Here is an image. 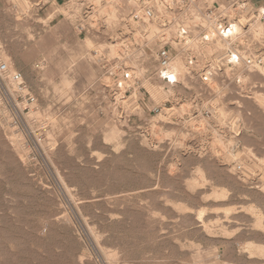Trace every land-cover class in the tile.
Here are the masks:
<instances>
[{"label":"rangeland","instance_id":"rangeland-1","mask_svg":"<svg viewBox=\"0 0 264 264\" xmlns=\"http://www.w3.org/2000/svg\"><path fill=\"white\" fill-rule=\"evenodd\" d=\"M243 4L264 9L155 7L172 67L190 58L176 29L199 45L209 9L238 21ZM138 5L0 0V61L35 99L0 81V264H264V19L261 33L242 23L260 66L221 68L205 48L198 75L166 86L159 22L133 23ZM211 65L216 77L199 76Z\"/></svg>","mask_w":264,"mask_h":264},{"label":"built area","instance_id":"built-area-1","mask_svg":"<svg viewBox=\"0 0 264 264\" xmlns=\"http://www.w3.org/2000/svg\"><path fill=\"white\" fill-rule=\"evenodd\" d=\"M162 1L167 5V8L168 7L171 8V6L172 8H175L177 7L178 4H180V2L184 0H162ZM239 8L242 11H244L241 12L243 13L241 17H244V19L238 21L228 20L226 16H228L229 14L225 13L226 10L219 11L218 8L209 9L206 13L205 19L211 21L213 25L208 24L209 28H211L210 33L208 31L206 32V34H202V35L200 34L198 40H200L201 42L202 41L207 42L208 40L207 38H205L207 35L210 38L211 42H214L216 38L226 39L228 42H230L231 44L229 45V48H226L223 52V55L220 57L223 61L227 62L226 66L235 65V67H241V68H244L243 66H249V67L260 66L263 63V59L260 57L252 56L249 53L248 45L245 44L246 42L243 43L245 37L241 39V42L236 40L233 42L231 41V39L233 38L234 40L236 36L231 33L232 30L231 23L240 22L241 25H243V28H245L246 26L242 24L244 21L248 19V21L246 22L247 25L249 23H252L257 18L254 15L256 12H250V10H248L244 4L239 5ZM259 15L260 14L258 12V16ZM260 16H261L260 19L261 21L262 19H264L263 18L264 16L263 17L262 15ZM130 19L135 24L136 23L140 24L144 21L152 22L154 20H157L159 22L158 28L160 27V32H161L159 33L161 47L156 52V61L158 63V77L162 81V83L165 84L166 86L182 85L181 84L182 80L179 78V75L175 74L171 68V60H172V52L170 49L171 38H168L166 36L164 32L165 26L164 25L162 26V24H164L165 22L162 20V18H160L159 14H156V10L153 7V5L151 3H148L146 5L141 6L138 10L131 13ZM78 27L81 31L85 29L80 25ZM195 29L198 28L195 27ZM244 30L246 31L247 28ZM176 31H177L176 32L177 35L175 40L177 41V43H179L180 46H182L183 44L187 45L188 42L193 39L191 38L192 29L189 27H179L178 29H176ZM183 54L184 55L186 54L187 56L190 57L187 61V68L189 72L187 76L191 75L192 73L193 75H198L199 73L196 74L195 71L197 67L196 63L201 61L200 58L201 56L197 55L198 53L196 55H193L192 51L189 49L183 52ZM232 61H234V63H232ZM210 67L211 66H205L202 71L203 74H201V76L205 75L208 71H210L211 70ZM209 75L211 77L213 73L210 72ZM1 80H6L10 82L12 85H14L17 88V90L23 94L26 105L28 104L32 105L33 103H35V99L31 95H29V93H24L27 91L26 88H24L25 86L22 79V75L14 68H10L3 61H0V81ZM236 83L237 84L240 83L239 80H236ZM239 170L241 169L239 168Z\"/></svg>","mask_w":264,"mask_h":264},{"label":"bare ground","instance_id":"bare-ground-1","mask_svg":"<svg viewBox=\"0 0 264 264\" xmlns=\"http://www.w3.org/2000/svg\"><path fill=\"white\" fill-rule=\"evenodd\" d=\"M135 3H137V4H139L138 6H137V8L136 9H139L141 6H143V5H146V4H148V3H151L152 5H153V7L155 8V7H157V8H159V7H161V3H163V1L162 0H133ZM141 4V5H140ZM22 6V5H21ZM166 7H167V5H166ZM172 7V6H171ZM156 8V9H157ZM155 9V10H156ZM161 9V8H160ZM159 9V12H161V10H163V9H161L160 10ZM158 10V9H157ZM157 10H156V14H158V12H157ZM259 12V14L260 15H262V17L264 16V9L262 10V11H258ZM225 13H228L227 12V10H226V12ZM258 16L257 18H256V20H254L252 23H251V25H250V30H251V32H254V33H257L258 31L257 30H259V32L258 33H261L262 32V28L261 27H258V25L260 26L261 25V21H260V19H261V16ZM93 16V15H92ZM118 18H121V17H118ZM264 18V17H263ZM114 19V21L116 20L115 18H114V16H113V14H110V16H109V22H112V20ZM121 21V20H120ZM147 22H149V21H144V22H142L143 24H146ZM208 22V24H210V25H213V23L211 22V21H208V20H206L205 18L204 19H202V24H206ZM150 23V22H149ZM152 23V22H151ZM148 24V23H147ZM187 24V23H186ZM190 24V23H189ZM149 25V24H148ZM231 25H232V30H231V33L232 34H234V35H236L235 36V39L233 40V38L231 39V41L233 42V41H240L241 42V39H243L244 37H245V35H246V31L244 30V28H243V25H241V23L239 22V23H231ZM133 26V25H132ZM149 26H151V25H149ZM188 27V26H187ZM253 27L255 28L254 30H252L253 29ZM256 27H258V28H256ZM152 28H154V27H152ZM140 29V28H139ZM147 29V28H146ZM151 30H153V29H151ZM125 33V32H124ZM173 34V33H172ZM98 35V34H97ZM149 35V34H148ZM174 35V34H173ZM197 35V39H199V35H200V33L199 32H196L195 34H194V37ZM255 35H257V34H255ZM258 36V35H257ZM205 38H207V42L205 41H200V40H198V42H199V45L201 46V48L199 47V45H198V43L196 44L195 42H193V41H190L191 43V46L193 47V48H195L198 52V54H200V55H203V53H202V49L203 50H205V48H206V50L207 49H209L210 47H212V50H217V51H219V53H220V55L218 56V58H220L222 55H223V52H224V50L226 49V48H229V45L231 44L230 42H228L226 39H222V38H220V39H218L217 41H220V42H223V45H225V46H223V47H221V48H213V46L212 45H216V42L217 41H215V43L214 42H211V40H210V38L206 35V37ZM195 39V38H194ZM88 44V46H90L91 45V43H87ZM86 44V45H87ZM175 45L182 51L181 53H183V52H185V51H187L188 49L189 50H191L192 51V54L193 55H196L197 53H195L194 52V50L190 47V45L189 44H183L182 46H180L179 45V43H175ZM180 46V47H179ZM212 50H210V52H212ZM208 51V50H207ZM220 51H222V52H220ZM208 55V54H207ZM180 56V55H179ZM178 56V57H179ZM199 57V56H198ZM202 57H204V56H202ZM179 58H182V59H184L183 57H179ZM178 59V58H177ZM173 60V59H172ZM172 60H171V63H172ZM180 61H178V63H179ZM218 62H220V64H221V68H222V66H223V64L224 65H227V62L226 61H223L222 59H220ZM232 63H234V61H232ZM181 64H182V62H181ZM233 66H235V65H233ZM213 67V68H212ZM11 68V67H10ZM171 68H172V70H173V72L175 73V74H177V75H179V78L180 79H183L184 78V80H185V77L189 74V72H188V68H187V65H186V72H184V70H183V68H182V66H180V67H176V66H173L172 67V65H171ZM210 68H211V70H210ZM209 68V70L210 71H208L205 75H202V78H204L205 80L206 79H212V78H214V77H216V75H217V72H215L216 71V69L214 68V66H212L211 65V67ZM252 68V67H251ZM248 69V68H247ZM253 70V69H252ZM213 73V75L210 77V75H209V73ZM181 73H182V75H181ZM228 73V72H227ZM263 73V72H262ZM215 74V75H214ZM264 75V74H263ZM263 75H262V77H263ZM199 76H201V75H199ZM159 78V77H158ZM241 78V77H240ZM240 82V81H239ZM212 84V83H211ZM264 85V84H263ZM262 87V86H261ZM218 91V90H217ZM255 99V98H254ZM254 101V100H253ZM125 102V101H124ZM207 106V105H206ZM136 109V108H135ZM180 109V108H179ZM222 109V108H221ZM221 109H220V111H221ZM223 111V110H222ZM224 112V111H223ZM222 114V113H221ZM225 115V114H224ZM238 136V135H237ZM222 156V155H221ZM226 157V156H225ZM228 158V157H227ZM226 158V159H227ZM233 158V157H232ZM236 159H237V157H236ZM240 159H242V158H240ZM233 160V159H232ZM223 161V160H222ZM230 161V160H229ZM241 161V160H240ZM218 162V161H217ZM225 162V161H224ZM235 162V161H234ZM237 162H238V159H237ZM238 164H240V163H238ZM238 166V165H237ZM234 172H235V170L234 169H232ZM230 173V172H229ZM246 173V172H245ZM234 174V173H233ZM242 178V177H241ZM239 179V178H238ZM242 179H244V178H242ZM213 193V192H212ZM215 193V192H214ZM203 201V200H202ZM207 201V200H206ZM261 216V215H260ZM258 219V218H257ZM257 222V221H256ZM260 222V221H259Z\"/></svg>","mask_w":264,"mask_h":264}]
</instances>
